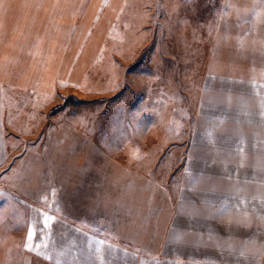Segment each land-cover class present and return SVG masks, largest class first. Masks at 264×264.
I'll list each match as a JSON object with an SVG mask.
<instances>
[{
  "label": "rangeland",
  "instance_id": "rangeland-1",
  "mask_svg": "<svg viewBox=\"0 0 264 264\" xmlns=\"http://www.w3.org/2000/svg\"><path fill=\"white\" fill-rule=\"evenodd\" d=\"M21 1L0 0V31L7 15L33 14L34 0H24L25 6ZM71 3L79 5L77 0ZM39 9L40 5L34 8ZM72 16L77 21L87 19L82 50L75 40L80 29L71 25L75 46L69 61L72 72L67 73L72 83L66 85L60 78L64 72H57L49 93L17 87L6 91L10 140L9 163L0 169V264H80L75 259L88 253L91 259L84 257L81 264H102L91 262L96 260L94 250L109 247L96 245L86 233L83 239L93 246L80 249L72 241L65 257L70 236L80 233L76 224L104 242L128 249L120 254L110 250L104 264H135L133 253L139 250L159 256L162 250L139 248L136 240L155 245L163 238L160 216L168 215L170 220L173 214L170 202L177 192L176 175L190 151L196 154L197 144H235L233 148L241 144L223 132L210 142L204 135L195 136L197 110L212 108L209 99L219 101L224 87L237 96L245 90L253 94L250 90L256 84L264 94V0H83ZM83 63L87 81L80 84L74 76ZM162 65L167 69L160 70ZM41 73L34 75L37 80ZM214 110L224 111L221 104ZM231 111L232 116H241L240 107ZM220 125L217 120L216 127ZM91 138L96 147L83 144ZM230 171L249 181L264 180V170L237 166ZM207 194L213 193H195V197L233 210L242 206L261 211L262 198L257 195ZM236 215L235 220L212 218V223L204 220L206 214L199 219L189 216L183 222L201 229L186 232L187 241L226 239L221 240L227 247L224 255L214 251L217 246H190H203L202 242L164 252H173L179 258L176 264H257L255 249L248 248L243 256L228 246L230 239L264 240V229L240 224L239 210ZM136 217L140 223L135 230ZM131 228L129 235L119 232ZM187 233H191L188 238Z\"/></svg>",
  "mask_w": 264,
  "mask_h": 264
},
{
  "label": "crops",
  "instance_id": "crops-1",
  "mask_svg": "<svg viewBox=\"0 0 264 264\" xmlns=\"http://www.w3.org/2000/svg\"><path fill=\"white\" fill-rule=\"evenodd\" d=\"M22 0V4H23ZM74 0H34L33 3L30 2L31 8L33 9V14L25 15L22 17H17L16 15H7L8 21L7 24H2L3 29L0 31V169L7 167L8 161V146H9V131L7 126V117L5 106L6 91L8 88L17 87L21 90L25 88L30 89H40L44 93H49V91L54 86V81L58 78L57 72H64L63 78L66 80V85L72 83L71 74L68 77V73L72 72V65L69 64L70 56L73 45V34L72 26L78 25L79 33L75 36L77 41L76 46L79 45L80 50L85 48L86 44V35L84 33V25L87 24V11L89 12V7L86 6L87 11H85L86 16L84 19L73 20L72 13L79 11L82 7V1L77 0L78 4H72ZM40 5L41 9L37 12L34 10L36 6ZM23 6H25L23 4ZM73 6L74 10H71ZM84 7V6H83ZM261 13V20L263 19V11ZM23 18V19H22ZM30 20V22H29ZM2 21V20H1ZM83 29V32H82ZM86 30V29H85ZM84 34V35H83ZM68 57V58H67ZM177 66V64H176ZM179 66V65H178ZM86 65H80L78 69L77 77L74 76V79L78 80L80 84L85 82L86 78ZM160 70H166L167 68L162 65L159 67ZM178 69V68H177ZM226 69L225 71H227ZM43 72L38 76V80L35 78L36 72ZM73 76V74H72ZM242 78H249L242 76ZM41 79L43 80L42 83ZM244 79H241L244 80ZM71 80V81H70ZM87 81V80H86ZM246 83V84H247ZM255 84L254 82H252ZM53 85V86H52ZM250 92L253 94L243 92L241 95L232 96L228 91L229 88L224 87L223 96L219 101L216 99H209L207 112L205 110H197L195 122L193 123L194 135H204L206 140L215 139L217 132H223L228 134V136H233V141L240 140L241 144L233 148L235 144H229L228 146L219 145H208L197 144L194 147V152L192 154L190 151L185 161V165L182 168V171L176 175L178 178L177 192L174 194V201L170 202L174 209L173 214L171 215L170 220L168 215H161L159 226L163 230V238L160 237V240L157 243H144V241L136 240L139 248H156L157 250H162L159 256H152L143 254L139 251L133 253V259L135 264H176L179 262V258L176 259L174 255L170 253L173 252H164V249L168 250L169 248L184 247L189 243L202 242L203 246L194 247H211L217 246L214 251L222 256L226 253L227 250H224L225 246L221 245L226 240L222 238L218 239H208L207 241H194L188 240L185 238L184 234L186 232L197 231L200 232V228L197 227L189 228L186 227L183 222L187 217L193 216V218L199 219V217L207 215L204 220L212 223V218H232L236 219V212L240 211L239 223L252 224L255 225L257 230L264 229V180L259 177H255L254 181H249L246 177L242 176L240 173L233 176L230 169L231 167H250L255 171L264 170V94L263 91L255 84L252 85ZM216 104H221L223 107V112H216ZM214 107V108H213ZM231 107L238 108L240 107L241 116H232ZM162 111V110H161ZM160 111V112H161ZM243 112H246L245 114ZM236 114V112L234 113ZM243 118L248 119L244 121ZM217 120L221 122L219 127H216ZM254 122H251V121ZM232 124H234L232 126ZM233 128V130H231ZM86 135L85 130H81ZM88 137V136H87ZM231 138V137H230ZM92 139V140H91ZM90 141L84 139V145L97 146L96 140L91 138ZM250 140L252 142L250 143ZM249 141V142H247ZM210 142V141H209ZM94 145H92V144ZM232 149H229V147ZM262 148V150H261ZM200 149H206V151H201ZM144 148L138 149V151H143ZM196 160L197 162H194ZM77 163V160H76ZM78 165H81V160ZM149 181V179L147 178ZM18 182V181H16ZM255 184L256 193L253 191ZM164 187V186H163ZM165 188V187H164ZM202 190L203 192H200ZM213 193L207 194L205 196L210 197L215 195L214 193L219 194V196L232 195H257L261 199V211H248L243 210L242 206H239L235 210L229 208L227 204H206L203 200L197 199L195 193ZM216 196V195H215ZM202 198V199H207ZM172 199V198H170ZM221 199V197H220ZM219 199V200H220ZM247 201L243 202L246 205ZM149 207V204H148ZM249 206L247 205V208ZM209 210L211 213L218 211L217 213H200L199 211ZM223 213H221V212ZM262 212V214H260ZM67 215V213H65ZM175 216L176 221L172 224V219ZM78 223V222H77ZM140 221L135 218V230L137 224ZM147 220L143 221L145 225ZM86 228L88 227L86 222ZM79 227L80 233L75 236L74 234L70 236V241L65 245L64 253L65 257L68 253V248H71L74 245L77 248H86L93 246L89 244L86 240L83 239V235L86 233L87 238H93L94 242L98 246L106 245L109 248L99 247V250L95 251L96 260H91L92 263L102 264L106 263L105 259H108L110 250L116 251L118 254L120 252L124 253V246L120 244L114 245L111 242H104L103 238L95 236L92 234L89 228L85 229L81 224H76L75 228ZM77 229V228H76ZM78 230V229H77ZM134 231L131 229L120 230L121 233H126L127 235L131 234ZM206 231V230H204ZM213 232V231H210ZM191 233H187L186 237L188 238ZM232 243L229 248L232 252H236L244 256L248 252V248L255 249V261L257 264H264V240L257 238V241L249 239H230ZM86 242V244H85ZM199 245V244H196ZM95 247V246H94ZM104 248L106 250H104ZM124 248V249H122ZM212 249V248H211ZM92 250V249H91ZM83 250H80V257L83 256ZM129 252V251H126ZM177 252V251H176ZM179 254V253H178ZM176 254V255H178ZM130 256V254H127ZM91 259V254L88 253V256H83ZM131 257V256H130ZM179 257V255H178ZM217 262H225L222 258L214 256ZM80 258L79 260L75 259V263H82ZM66 261V260H65ZM71 261V259H70Z\"/></svg>",
  "mask_w": 264,
  "mask_h": 264
},
{
  "label": "bare ground",
  "instance_id": "bare-ground-1",
  "mask_svg": "<svg viewBox=\"0 0 264 264\" xmlns=\"http://www.w3.org/2000/svg\"><path fill=\"white\" fill-rule=\"evenodd\" d=\"M69 138V137H68ZM71 139H72V136H71ZM73 140H74V138H73ZM75 141V140H74ZM92 144V143H91ZM68 145V144H67ZM74 145V144H73ZM92 145H94V144H92ZM91 146V145H90ZM94 147V146H93ZM90 149H91V147H90ZM93 152V151H92ZM99 152V151H98ZM100 154V153H99ZM97 158V157H96ZM97 164V163H96ZM97 167V166H96Z\"/></svg>",
  "mask_w": 264,
  "mask_h": 264
},
{
  "label": "snow or ice",
  "instance_id": "snow-or-ice-1",
  "mask_svg": "<svg viewBox=\"0 0 264 264\" xmlns=\"http://www.w3.org/2000/svg\"><path fill=\"white\" fill-rule=\"evenodd\" d=\"M33 234H34V233H32V234L29 235V239H31V237H32Z\"/></svg>",
  "mask_w": 264,
  "mask_h": 264
}]
</instances>
